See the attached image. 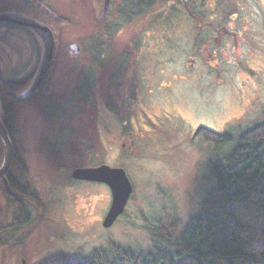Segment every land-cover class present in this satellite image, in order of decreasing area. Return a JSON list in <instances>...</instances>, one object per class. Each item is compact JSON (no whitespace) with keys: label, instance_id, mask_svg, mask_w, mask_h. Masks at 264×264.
Listing matches in <instances>:
<instances>
[{"label":"rangeland","instance_id":"rangeland-1","mask_svg":"<svg viewBox=\"0 0 264 264\" xmlns=\"http://www.w3.org/2000/svg\"><path fill=\"white\" fill-rule=\"evenodd\" d=\"M40 1L55 14L60 45L76 43L81 53L59 59L42 98L17 109L11 140L26 166L19 182L27 185L22 199L29 217L17 231L10 228L20 213L8 205L0 185V242L5 244H0V264H21L22 258L39 264L56 255L83 260L111 245L147 252L154 245L151 225L175 218L184 229L215 185L208 169L215 157L196 146L198 131L238 136L264 123V44L207 47L209 53L224 54V61L192 64L187 61L192 46L177 42L158 74V82L169 78V95H157L165 110L106 111L101 108L106 96L118 93L106 87L105 78L114 70L112 42L122 39L114 19L121 0L114 1L108 33L95 24L102 19L103 0ZM133 27L122 33L127 36ZM33 40L19 28L0 36L5 80L23 81L34 71L39 55ZM91 75L96 82L88 95ZM128 89H120L121 95L127 92L120 95L123 102L133 95ZM197 93L199 103H193ZM101 165L123 168L133 186L123 215L109 229L103 227L112 202L109 187L71 177L77 168Z\"/></svg>","mask_w":264,"mask_h":264},{"label":"trees","instance_id":"trees-1","mask_svg":"<svg viewBox=\"0 0 264 264\" xmlns=\"http://www.w3.org/2000/svg\"><path fill=\"white\" fill-rule=\"evenodd\" d=\"M7 11L55 25V14L40 0H0V14ZM24 87L21 81L5 80L0 69V117L11 139ZM196 138V146L215 157L208 163L215 185L184 229L175 218L151 225L154 245L147 252L111 245L83 260L56 255L39 264H264V123L238 136L201 129ZM3 159L0 139V166ZM25 171L15 149L6 183L0 180L8 205L20 213L10 225L14 231L29 217L22 199L27 185L19 182Z\"/></svg>","mask_w":264,"mask_h":264},{"label":"flooded vegetation","instance_id":"flooded-vegetation-1","mask_svg":"<svg viewBox=\"0 0 264 264\" xmlns=\"http://www.w3.org/2000/svg\"><path fill=\"white\" fill-rule=\"evenodd\" d=\"M114 1L111 0L109 13L104 18L105 0H103L102 19L98 22L99 24L95 23L103 29V32L111 31L108 23L114 9ZM158 4L162 7H156ZM180 16L184 19L183 22L179 19ZM114 19L119 37L122 36V39L112 42L114 43L112 48L115 51L111 54L110 62L114 70L106 76L105 83L108 89L115 88L118 93L114 97L106 96V103L101 104V108L106 111L165 110L166 103L157 99V95H169V78L166 83L158 82V74L169 63V47L176 45L177 42L180 44L177 43L176 46L181 44L192 46L193 50L187 59L192 64L205 59L223 62L224 54L218 53L216 49L232 48L233 50L264 44V0H121ZM169 20L172 22L169 23ZM184 22L187 23L184 24ZM131 23H134V27L126 36L122 31ZM45 25L52 30L55 37L51 68L37 95L34 98L22 100L24 104L42 98L44 88L59 59L64 62L67 58H77L81 53V47L78 44L77 53L72 48V45L76 43L62 47L53 25ZM10 28H19L29 33L34 39L33 44L39 55L34 71L21 81L25 83L24 91L30 86L37 73L43 50L40 41L27 29L9 26L1 36L7 34ZM207 47L216 49L209 53L205 49ZM90 48L92 52L96 46L91 45ZM14 56L17 57L16 52ZM116 62L120 66L115 69ZM158 64L162 66L159 68ZM92 77L94 76L87 78L88 95L89 91L93 92L95 88L96 78L91 82ZM210 81H214V78ZM96 84L101 85L100 82ZM122 88L124 90L129 88L132 90L129 93H133L132 97H127L129 100L125 99L124 102L121 96L127 92H122L121 95ZM198 96V93L193 95V103H199ZM164 117L169 119V116Z\"/></svg>","mask_w":264,"mask_h":264},{"label":"water","instance_id":"water-1","mask_svg":"<svg viewBox=\"0 0 264 264\" xmlns=\"http://www.w3.org/2000/svg\"><path fill=\"white\" fill-rule=\"evenodd\" d=\"M111 0H105L104 18L107 17L110 10ZM9 26H17L27 29L35 35L42 46L43 55L30 86L24 90L19 98L22 100L34 98L43 82L45 81L53 60L55 51V37L52 30L37 20L21 15L16 11H7L0 14V36L5 33ZM77 53L79 46L72 45ZM0 139L4 147V159L0 167V180L4 179L11 168L14 160L15 147L0 117ZM72 179L77 181H88L94 183H102L109 187L112 194V202L109 211L103 221V227L111 228L115 222L123 215L125 208L130 200L133 192V186L123 168H112L108 165L98 167L77 168L71 174ZM22 264H27L26 260H22Z\"/></svg>","mask_w":264,"mask_h":264}]
</instances>
